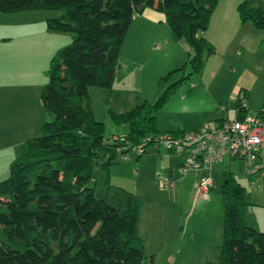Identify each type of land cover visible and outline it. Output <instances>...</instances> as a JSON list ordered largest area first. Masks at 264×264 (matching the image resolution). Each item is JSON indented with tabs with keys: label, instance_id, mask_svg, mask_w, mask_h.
<instances>
[{
	"label": "trees",
	"instance_id": "trees-1",
	"mask_svg": "<svg viewBox=\"0 0 264 264\" xmlns=\"http://www.w3.org/2000/svg\"><path fill=\"white\" fill-rule=\"evenodd\" d=\"M217 2L0 0L4 13L58 9L59 16L46 19L47 29L73 35L49 58L44 71L39 100L51 118L41 123L37 136L23 141L21 152L0 181V264H146L143 241L136 232V198L128 194L122 211L96 199L89 185L92 166L101 161L107 168L132 149L137 150V159L153 146L145 140L160 133L153 113L182 79L199 74L206 57L214 52L203 34ZM144 8L163 13L171 39L187 45V60L166 73L164 78L175 71H181V76L147 105L146 116L137 109L125 117L116 115L129 119L128 129L105 141L101 123L93 120L87 87L110 86L132 15ZM236 12L241 23L264 31V5L258 0L239 2ZM237 93L245 102L246 92L239 89ZM240 104L235 99L236 118L247 110ZM260 168L246 175L249 178ZM174 175V170L168 174ZM221 178V241L216 262L206 264H264V231L244 222V211L251 206L244 201L245 189L230 170H222Z\"/></svg>",
	"mask_w": 264,
	"mask_h": 264
},
{
	"label": "rangeland",
	"instance_id": "rangeland-1",
	"mask_svg": "<svg viewBox=\"0 0 264 264\" xmlns=\"http://www.w3.org/2000/svg\"><path fill=\"white\" fill-rule=\"evenodd\" d=\"M241 1L243 0H239ZM258 1L264 5V0ZM256 3L255 1L254 4ZM61 13L58 9H36L21 11L19 14H0V40L3 37L0 50L5 53L4 56L0 53V61L8 56V49L13 44L17 45V51L31 53L29 56L35 59L34 74V63H25L27 66L22 70L31 75L28 79L31 86H39L45 82V76L40 75V70L44 72L49 58L72 39L71 33L49 30L45 25L46 19L57 17ZM158 33L160 35L157 41L152 42V49L147 47L146 50L136 40L127 48L128 41L135 39L134 34H128L124 40L125 46H121L119 50L118 64L110 86L87 87L92 117L101 123L105 141L113 135L124 134L128 129L129 119L116 118V115L125 117L132 109H137L141 110L142 117L146 116L150 112L147 105L153 103L168 84L181 76V71H175L164 78L168 71L186 62L187 45L182 40H172L167 25L162 26ZM167 37L173 42L164 45L162 40ZM9 61L5 63L4 58L0 62L1 71L7 66L11 67V60ZM219 66L220 64L217 67ZM15 70L19 71V66H15ZM201 72L182 79L162 107L153 113L158 132L178 133L180 130L176 127H179L185 130L184 133H192L195 131L189 132L191 129L186 131V128L197 126L198 130L203 123L212 122L216 118L214 115L219 113V105L213 102V98L218 94L224 96L237 75L223 70L224 73L217 71L210 79L206 72L205 76H201ZM199 76L202 77L201 83L198 82ZM21 85H25L23 80ZM206 86L207 90L204 89ZM234 94L227 108L228 116L231 115ZM223 106L224 103L220 108ZM247 112L252 113V108L249 107ZM172 128L174 129L171 130ZM38 134L39 130L35 136ZM136 153V149L129 150L126 153L128 159L116 157L107 168L102 166L101 161L94 163L89 185L94 189L96 199L105 200L119 211L127 207L128 194L136 198L139 206L136 232L145 241L143 261L146 264L216 262L221 241L223 204L219 189L222 170L233 172L238 184L246 191V203L264 205V167L250 175V181L246 175L248 167L245 161L229 160L228 155H224L212 165V187L201 194L197 182L202 173L188 169L184 174H179L176 163L182 157L178 154L153 146H148L146 152L137 159L134 157ZM168 162L170 168H167ZM172 167H175L173 192L176 193L177 202L172 200L171 190L161 189L158 184V178L167 177L168 170ZM7 172L8 168L4 173L5 177ZM246 209L248 219L259 215L260 209L256 206H248Z\"/></svg>",
	"mask_w": 264,
	"mask_h": 264
},
{
	"label": "crops",
	"instance_id": "crops-1",
	"mask_svg": "<svg viewBox=\"0 0 264 264\" xmlns=\"http://www.w3.org/2000/svg\"><path fill=\"white\" fill-rule=\"evenodd\" d=\"M238 2L239 0H218L209 17L207 29L203 34L213 46L214 52L206 57L201 76H205L204 72H206V76L211 79L217 71L223 72V70L229 72V74L236 73L237 75L224 96L219 94L214 96L213 102L215 101L219 105L217 107L219 113L214 115L216 118L212 121L235 117L234 103L239 89L246 92L245 104L247 111L249 107L252 108L253 112L264 111V41H261L264 37V31L255 29L248 22L241 23L239 21L236 12ZM19 12L21 11L13 13L19 14ZM0 14L5 13L0 12ZM165 25L163 13L153 8H144L140 13H134L125 38L128 34L131 36L134 34L135 39L128 41L127 48L128 46L130 48V44L136 40L144 46L145 50L147 47L152 49V42L158 40L157 38L160 35L158 32ZM2 39L3 37L0 40L1 42H3ZM124 40L121 46H125ZM162 42L166 45L168 42L173 41L167 37ZM31 46L33 48L32 44ZM16 47L15 44L11 45L8 49V56L4 57L5 63H9V59L11 60V67L7 66L4 71L0 70V181L5 177L4 173L9 163L20 153L23 141L34 137L39 130V125L51 118L39 100V91L42 84L31 86V82H28L31 75L22 71L30 62L31 64L34 63V74L35 59L29 56L31 53L19 52ZM0 53L3 56L5 54L3 50H0ZM218 64H220L219 67H217ZM15 66H19V71L15 70ZM214 66L217 68H214ZM42 74L44 72L40 70V75ZM201 76L198 77L199 83H201ZM22 80L25 83L24 86L21 85ZM207 88L208 86L204 89L207 90ZM233 94L235 98L233 106L230 107L231 115L228 116L227 108L233 100ZM222 103L225 107L220 108ZM36 120L38 123H36ZM196 127L186 128V131H189V129H191L189 132L196 131ZM176 129L185 131L179 127H176ZM113 137L115 136L113 135ZM179 162L176 163V166ZM167 168H170L169 162ZM174 169L175 167H172L168 170V174ZM173 191L174 189L171 191L172 200L177 202L176 193ZM251 206H256L257 209H260V212L259 215L248 219L247 209H245V224L264 231V205L251 204ZM142 241L144 247L145 241L143 239Z\"/></svg>",
	"mask_w": 264,
	"mask_h": 264
},
{
	"label": "built area",
	"instance_id": "built-area-1",
	"mask_svg": "<svg viewBox=\"0 0 264 264\" xmlns=\"http://www.w3.org/2000/svg\"><path fill=\"white\" fill-rule=\"evenodd\" d=\"M236 99L241 102V107L246 106L241 93H237ZM145 140L151 141L154 147L179 154L182 157L177 167L179 174L188 169L200 171L202 174L198 177L197 188L199 193L205 194L213 185L210 175L212 165L224 155L244 159L248 173L264 166V113H249L246 110L238 118L205 122L192 133L176 136L162 132ZM121 158L125 160L129 156L126 154ZM158 184L159 188L172 191L175 177L158 178Z\"/></svg>",
	"mask_w": 264,
	"mask_h": 264
}]
</instances>
